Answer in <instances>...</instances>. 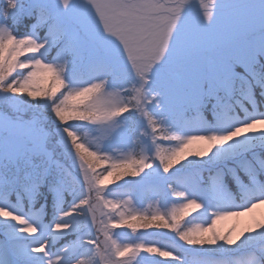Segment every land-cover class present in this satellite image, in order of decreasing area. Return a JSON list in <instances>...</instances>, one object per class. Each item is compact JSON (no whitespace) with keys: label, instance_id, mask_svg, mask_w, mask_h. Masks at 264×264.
I'll return each instance as SVG.
<instances>
[{"label":"snow or ice","instance_id":"snow-or-ice-1","mask_svg":"<svg viewBox=\"0 0 264 264\" xmlns=\"http://www.w3.org/2000/svg\"><path fill=\"white\" fill-rule=\"evenodd\" d=\"M261 208L264 0H0V264H264Z\"/></svg>","mask_w":264,"mask_h":264},{"label":"rangeland","instance_id":"rangeland-1","mask_svg":"<svg viewBox=\"0 0 264 264\" xmlns=\"http://www.w3.org/2000/svg\"><path fill=\"white\" fill-rule=\"evenodd\" d=\"M150 202V201H149ZM148 202H146V204H147ZM146 206V205H145ZM257 212L259 213V212H264V208H261V209H258L257 210Z\"/></svg>","mask_w":264,"mask_h":264}]
</instances>
